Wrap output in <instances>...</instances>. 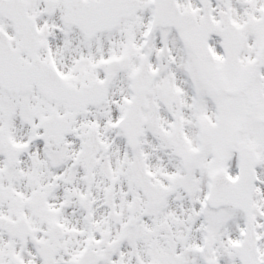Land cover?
Instances as JSON below:
<instances>
[{"label": "snow or ice", "instance_id": "6c2138e0", "mask_svg": "<svg viewBox=\"0 0 264 264\" xmlns=\"http://www.w3.org/2000/svg\"><path fill=\"white\" fill-rule=\"evenodd\" d=\"M0 264H264V0H0Z\"/></svg>", "mask_w": 264, "mask_h": 264}]
</instances>
